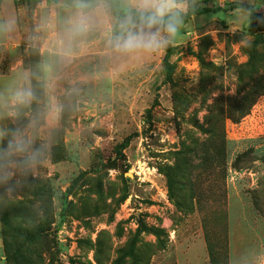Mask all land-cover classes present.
I'll use <instances>...</instances> for the list:
<instances>
[{
    "label": "rangeland",
    "instance_id": "374dc122",
    "mask_svg": "<svg viewBox=\"0 0 264 264\" xmlns=\"http://www.w3.org/2000/svg\"><path fill=\"white\" fill-rule=\"evenodd\" d=\"M67 1L0 6L14 20L0 95L18 76L39 94L47 61L45 96L62 105L45 162L0 184V264H264V32H246L245 10L204 14L164 47L117 53L109 5L84 9L70 37ZM175 2L255 6L264 22V0ZM17 125L0 115V131Z\"/></svg>",
    "mask_w": 264,
    "mask_h": 264
},
{
    "label": "clouds",
    "instance_id": "9594fccd",
    "mask_svg": "<svg viewBox=\"0 0 264 264\" xmlns=\"http://www.w3.org/2000/svg\"><path fill=\"white\" fill-rule=\"evenodd\" d=\"M90 5L87 0H76L73 7L79 10L75 18H66L67 34L70 37L80 36L88 29L89 21L84 9ZM175 0H140L118 24V30L109 40L114 52L132 53L140 50L153 51L170 43L179 30L182 19L176 11ZM14 20L9 17L0 21V30L11 31ZM43 36L39 40H43ZM67 49L58 57L59 62H66ZM49 62L42 61L40 71H33V77L41 76L38 86H31L27 77H13L11 85L0 95V115L18 122L16 127L7 132L0 131V184L7 183L13 175L27 174L45 162L48 151V140L42 129H51L61 117L62 105L45 94L50 91L52 81L45 75ZM44 97V103L38 107L25 123H19L24 117V109L34 101Z\"/></svg>",
    "mask_w": 264,
    "mask_h": 264
},
{
    "label": "trees",
    "instance_id": "16d2710c",
    "mask_svg": "<svg viewBox=\"0 0 264 264\" xmlns=\"http://www.w3.org/2000/svg\"><path fill=\"white\" fill-rule=\"evenodd\" d=\"M4 0H0V6ZM43 0H36V2H40ZM104 1L109 5V8L116 19L115 26L113 28V34L115 35L118 30V24L120 20L129 13L130 10L134 8H125L122 6L120 0H87V3L90 5L88 8H92L96 6L99 2ZM76 0L67 1L68 6H73ZM229 6V7H228ZM227 7H193L190 8L187 12L176 10L180 13L181 19L184 22H188L194 16H200L204 14H216L219 12H234L236 10H245L248 13V17L250 19L249 25L246 28V32L248 34H256L259 32H264V22L262 24H258L255 21L256 16L258 15L255 6L248 5H238V4H229ZM166 69L170 71V63L168 61L165 62ZM195 149V148H194ZM194 149L187 148L186 151L194 152ZM196 151V150H195Z\"/></svg>",
    "mask_w": 264,
    "mask_h": 264
}]
</instances>
